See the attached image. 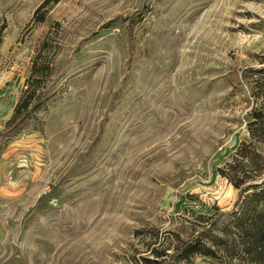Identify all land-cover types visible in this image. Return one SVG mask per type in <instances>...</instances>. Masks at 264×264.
<instances>
[{
  "label": "rangeland",
  "instance_id": "374dc122",
  "mask_svg": "<svg viewBox=\"0 0 264 264\" xmlns=\"http://www.w3.org/2000/svg\"><path fill=\"white\" fill-rule=\"evenodd\" d=\"M258 71L264 0H0V131L56 95L0 153V264H139L236 211L217 169L245 143L264 180ZM231 238L193 264H264Z\"/></svg>",
  "mask_w": 264,
  "mask_h": 264
},
{
  "label": "trees",
  "instance_id": "16d2710c",
  "mask_svg": "<svg viewBox=\"0 0 264 264\" xmlns=\"http://www.w3.org/2000/svg\"><path fill=\"white\" fill-rule=\"evenodd\" d=\"M35 66L36 64L33 65L32 69V74H35L33 76L42 75L44 71ZM258 72L263 73L264 71ZM38 80L34 81L35 84H39ZM31 87L33 88L31 89ZM29 88L30 90L27 89L20 94L11 116L0 131V153L8 141L16 138L30 126L38 113L47 112L50 96H56L54 95L55 92L51 94L45 91L37 93L40 91V87H34L33 84ZM253 88L255 90L256 86ZM257 109H254L249 115L248 130L252 133V128L255 127L259 132L261 131L258 135L260 136L264 135V113L259 108ZM249 147L248 144H241L230 160L217 169L221 178L227 180L233 189L240 191L241 198L236 205V211L220 216L215 223H210V227L204 228L203 232L196 237L186 241L175 239V246L169 247L170 249L165 248L161 252L154 247L148 251L149 255L140 257L139 264H193L197 257L219 259L218 253L229 254L230 249L233 248L229 245L230 242L233 241V245L238 246L236 240L231 238L232 235L239 238V245L244 247L243 254L253 256L260 262L262 259L264 263V180L255 183L254 179L263 170L256 160V158L261 159V157L259 155L253 156ZM248 160L253 161L250 162L254 168L249 170L252 172L249 173L251 177L243 178L242 175L241 178L238 174L246 173L242 168ZM155 245L153 243L152 246Z\"/></svg>",
  "mask_w": 264,
  "mask_h": 264
}]
</instances>
